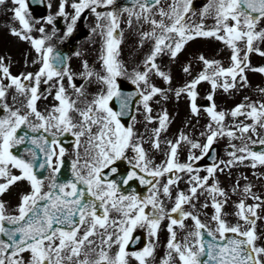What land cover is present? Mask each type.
Returning <instances> with one entry per match:
<instances>
[{
    "label": "snow or ice",
    "instance_id": "obj_1",
    "mask_svg": "<svg viewBox=\"0 0 264 264\" xmlns=\"http://www.w3.org/2000/svg\"><path fill=\"white\" fill-rule=\"evenodd\" d=\"M113 2L114 0H72L70 6L73 12L69 14L65 11L66 0H59L55 15L66 19L65 36L73 31L74 24L85 9L96 18V25L92 30L101 31L100 60L104 74L94 73L85 62L84 71L80 75L84 80L95 76L105 87L94 94L91 101H86L85 107L78 108L76 100L69 99L61 84V80L67 76L69 87L82 95L81 86L73 84V77L66 63L67 57L54 51L50 44L45 45L49 36L44 34L43 25L37 29L41 33L39 37L30 35L32 25L25 18L28 8L26 0H12L13 17L21 26L19 30L13 28L12 34L30 42L37 54L39 67L35 72L12 75L0 57V76L8 81L7 85L0 84V107L5 113L0 116V193L21 179L26 180L30 186V190L20 196L16 214H6L4 204L0 203V234L7 238L0 239V264H25L20 255L25 251L30 253L27 264H128L129 256L138 264H149L158 238V228L164 219H167L168 236L160 264H264V247L255 243L257 235L253 217H256L255 209L258 205H246L241 199L235 204L238 222L226 221L222 216V203L227 194L218 186L214 177L216 164L208 166L205 170L207 174L200 176L197 174L199 169H194L191 163L209 151L217 135L226 134L231 138L235 131L244 134L250 128L255 135L257 125L264 129V103L259 108L251 103L246 106L238 104L232 108V117L246 115L251 119V124H238L235 129H226L223 126L225 112L217 111L215 104H210L205 111L216 127L211 123L206 125L205 142L201 145L181 134L175 142L167 141L169 148L166 160L154 166L141 143L132 142L134 133L131 124L125 127L119 119L121 115L128 114L125 109L132 95H139L137 103L142 105L144 113L151 112L150 98L164 90L149 81V71H154L165 83L170 80V76L159 69L157 55L166 49L175 58L184 43L193 36L215 37L227 45L230 49V64L224 67L217 60L200 56L204 70L182 88H178L176 96L187 92L190 101L194 100V89L199 81H207L213 90L219 86L227 91L234 86L233 83L226 82L229 77L233 81L238 77L240 81L247 82L244 74L246 69L264 74V66L252 67L249 62L250 52L255 51L264 56V51L254 45V41L264 39V28L257 30V22L264 18V0H207L200 10V23L195 25L188 22L190 17L186 15L190 12L191 0H173V3L167 5V10L159 7V0H134L133 7L138 4L139 10L134 13L138 20L142 17L145 22H149V10L154 7L160 19L152 18V30L141 34L142 40L151 38L154 44L142 61L143 70H133L129 75L131 83L137 86V91L130 94L121 93L117 88L116 77L125 74L123 66L116 59L120 43L115 34L119 25L118 13L113 10L97 11L98 7L112 5ZM3 3L4 0H0V4ZM123 10L129 16L133 15L132 9ZM69 15L70 21L67 20ZM207 16L212 17L215 23L211 28L205 29L203 21ZM102 18L105 23H101ZM43 20L52 24L53 16H44ZM35 62L36 60L33 61ZM183 70L187 72L188 65ZM54 77L57 78L54 81V99L58 103L45 114L36 107V101L41 95L39 84H48ZM221 78L225 82L218 84ZM141 84L143 88L140 87ZM8 88H14L16 94L25 98V111L21 112L4 103ZM260 91L264 93V88ZM113 97L117 98L120 111H114L109 106ZM212 99V92H209L207 100ZM191 111L196 113L195 103L191 104ZM71 112H76L79 116L75 123ZM146 119L151 122L153 117L147 115ZM166 119V112L159 115V127L153 129L155 135L166 127ZM93 126L97 129L95 132L92 131ZM44 133L48 135L45 136ZM64 133H71L75 137L72 144L74 150L82 146L80 138L87 134L84 141L87 147H84L83 158L76 151L75 158L71 160V176L62 179L58 174L61 172L62 157L66 149L61 146L58 137ZM181 140L187 141L191 148H199L200 155H193L190 148L187 157L189 162H179L176 155ZM151 143L153 148L159 147L155 138ZM252 143L264 145V138ZM18 146L19 152H14L13 149ZM129 148L133 153L131 158L125 155V150ZM239 152L247 153V156L230 153L235 161L250 158L253 167L256 163L264 165V151H253L245 145L239 148ZM121 159L128 161L131 167L126 175L119 177V182L127 185L135 178L141 185L148 186L147 194L142 197L134 191L125 194L121 191L118 180L110 178L118 171L114 162ZM231 163L232 161L227 162L229 165ZM12 169H16L18 174L13 173ZM42 169L47 171V175ZM105 169L107 171H103ZM183 172L188 173V188L186 191L178 189L173 197L170 186L180 180L177 173ZM168 173L172 175L167 176L162 188L159 187L160 177ZM161 191L164 197L172 201L171 207H165ZM205 192L206 201H211L213 209L211 225L205 224L198 215L182 207ZM243 193L252 195L249 185L244 186ZM252 198L260 199L259 196ZM207 206V202L200 205L201 208ZM112 210L118 213L117 217H110ZM185 218L191 219L193 227L181 242L176 238L174 226L184 228ZM239 221L250 226L242 227ZM137 226L146 229L150 240L139 250L129 252L126 245ZM109 228L113 231H109ZM98 235L99 248L94 246L95 241L90 238ZM113 245L116 248L114 252H110Z\"/></svg>",
    "mask_w": 264,
    "mask_h": 264
},
{
    "label": "rangeland",
    "instance_id": "obj_2",
    "mask_svg": "<svg viewBox=\"0 0 264 264\" xmlns=\"http://www.w3.org/2000/svg\"><path fill=\"white\" fill-rule=\"evenodd\" d=\"M71 2L72 0H66L65 11L69 14L73 12V9L70 6ZM171 3H173V0H162L159 2V7L165 8V10H167V5ZM205 3H207V0H191L190 12L186 14L190 17V21H188L190 24L195 25L200 23V10ZM46 4L48 7L46 16H53L52 24L47 23L43 19H36L32 11L28 8L25 13V18L32 25L34 30H37V28H39L41 25H49V30L44 31V34L49 36V39L45 42V44H52V46L58 44L61 46L65 44V40L67 39V36L64 35V31L67 27L66 19L63 16L55 15L58 10L59 0H46ZM12 6L13 3L11 0H4V3L0 4V48L3 42L8 41L10 43V49L15 51L14 47L18 43L16 39L13 38L11 31L14 28V21L11 18H7L2 13V11L5 12L6 10L12 8ZM107 10L115 11L113 9V4L97 8V11ZM115 12L118 13L119 20H121L122 15H119L118 11ZM134 13L133 15H135ZM59 17L64 25V28L62 30H53L52 28L54 20L59 19ZM152 18L160 19L155 7L149 11V22L140 21L139 24L132 22L129 25H126V27L129 26L127 29L124 27L122 30L121 37L124 38L126 35L127 40L124 39L125 42H123V40L120 41L116 59L121 63L123 69L125 70V74L122 76L128 80H130L129 75L133 70H143L144 64L142 61L150 53L154 44V40L151 38H144L143 40L141 39V34L143 32L152 30V25L150 23ZM133 19L135 20L137 17H133ZM67 20L70 21V15ZM105 22L106 21H104L102 18L101 23ZM165 22L167 23L168 21L166 20ZM214 23V19L210 16L205 17L203 21L205 29L211 28L214 26ZM95 25V16L88 9H85V11L81 14V17L78 18L77 22L73 26V37L71 38L70 42L81 37V46L86 51L85 59L87 62L94 60L93 56L98 53L97 48L102 50L101 31L100 29H96L95 31L92 30L95 28ZM259 28H264V18L257 22V30H259ZM2 30L6 31L7 39L2 34ZM157 31L159 30L157 29ZM254 45L264 51V39H258L254 41ZM200 56H203L209 60H217L224 67H227L230 64V49L227 47V45H225L220 40H217L215 37L193 36L192 39L187 40L184 43L175 58L171 57L167 53L166 49L163 53L157 55L156 63L159 69L170 76V80L167 83H165L160 76H157L154 71H149V81L164 91L162 93H157L150 98V113H144L142 105H139L137 115L133 122L140 124V128L138 131L133 127V133H135L136 136L133 138L132 142H140L141 146L143 145L142 148H144L147 158L152 161L153 166L159 164L161 161L166 160V153L169 148L167 141L175 142L176 138L181 136V134L187 136L190 141L198 142L201 145L205 142L207 135L206 125L211 123L213 127H216L215 123L210 120L205 108L202 106V104L207 100V94L209 92H212L213 96V99L210 101V103L215 104V109L217 111L222 110L225 112L223 126L226 129H235L236 125L238 124H251V119L247 118L246 115H237L236 117L231 116V109L236 105L242 104L246 106L251 103L259 108L260 104L264 103V93L260 91V89L264 88V74L257 71H252L251 69L245 70L244 74L247 81L246 83L240 81L238 77L235 79V81L229 77L226 82L233 83L234 86L229 88L227 91L219 86L213 90L207 81H199L194 89L196 92L194 100L190 101L187 92H182L180 96H176L175 91L178 88H182L185 84L194 79L200 71L204 70L203 62L199 59ZM249 62L252 67L264 66V56L259 55L255 51L250 52ZM185 65H188L189 68L187 72L183 70ZM96 73L104 74L102 66L98 71H96ZM223 82H225L223 78L218 80V84ZM7 83V81L3 82L4 85H7ZM100 85L102 86L101 89L105 87L101 83ZM140 87L143 88V84H141ZM68 96L69 99H71L69 94ZM4 103H7L10 107L19 109L21 112L26 110L25 107H23V96L16 94L14 88H8ZM192 103H195L197 107L195 114L191 111ZM163 112L167 113L166 127L162 128L158 135H155L153 129L159 127L158 117ZM147 115H151L153 117L151 122L146 119ZM141 135L144 137L141 138ZM153 138L158 141V148L152 147L151 141ZM260 138H264V129L260 128L258 125L256 126L255 135L252 134L250 128L248 132L244 134H241L238 130L235 131L233 137L231 138H229L226 134L217 135L214 137L212 143L216 144L222 152V161L218 166H216L214 177L216 175L215 173L226 171L227 165H229L227 162L233 159V156L230 155V153L247 156V153H240L239 148L245 145L249 147L250 145L257 144L252 143V141H257ZM84 139H87V134L81 137L82 141ZM84 141L82 144L84 147H87ZM190 148L191 145L187 141L181 140L177 148L176 159L179 162H189L187 157L189 155ZM226 148H229V150L226 151ZM129 149H126L125 151ZM69 151L75 156L74 149H69ZM191 152L193 155H200L199 148H191ZM195 161L196 160L191 161V163L194 164ZM240 162H242L240 173L236 166L232 167L230 177H233L235 180L231 185L230 178H225V173L219 174L215 178H225L221 186H219L220 184L217 182L219 187H224V191L227 194L226 197L223 198L224 203H222V216L227 215L228 217L225 218V220L230 223H235L239 219L235 215L236 202L243 199L246 205H251L253 203L257 204L258 207L255 209L256 217H253V219H255L254 231L257 235L255 243L257 246H262V244H264V165L256 163L255 167H253L250 158H246L244 161ZM205 170L206 169L199 170L200 172H203L200 174V176L207 174ZM11 171L13 173H17L16 169H12ZM177 175L180 176V180H178L177 183L188 181L187 172L177 173ZM237 177H240V185H238ZM211 179L212 178L210 177L209 182H211ZM25 181L26 180L24 179L18 180L10 185L3 193H0V198H2L7 204L8 209L6 210L9 212L6 214H16V207L19 203L20 196L30 190V187L27 186ZM0 182H2V178H0ZM246 184L250 186L252 195H245L243 193V188ZM185 188L182 186L181 191H186ZM252 196H259L260 199L253 200ZM204 197L205 193L199 195L192 202H200L204 199ZM217 199L221 198L217 197ZM206 202L208 206L205 208L209 210L212 209V207H210L211 201ZM198 208L201 207L198 206ZM184 209L190 210L189 205H186ZM203 222L206 223L205 221ZM240 224L242 227L250 226L245 224L244 221H240ZM164 254L165 253H161L160 258L157 256L158 254H156L152 259L149 258V261L151 264H160L161 258L164 256ZM20 255L24 258L25 264H27L30 253L28 255L23 252ZM129 258L134 260V258L131 256H129Z\"/></svg>",
    "mask_w": 264,
    "mask_h": 264
},
{
    "label": "water",
    "instance_id": "obj_3",
    "mask_svg": "<svg viewBox=\"0 0 264 264\" xmlns=\"http://www.w3.org/2000/svg\"><path fill=\"white\" fill-rule=\"evenodd\" d=\"M262 147H264V146H262ZM260 151H264V149H262V150H260ZM226 235H231V234H226Z\"/></svg>",
    "mask_w": 264,
    "mask_h": 264
}]
</instances>
